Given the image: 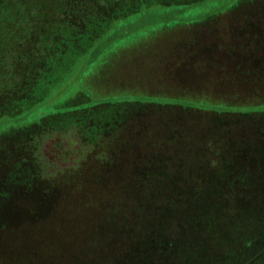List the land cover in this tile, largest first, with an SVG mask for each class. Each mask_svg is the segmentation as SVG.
<instances>
[{"label": "rangeland", "instance_id": "obj_1", "mask_svg": "<svg viewBox=\"0 0 264 264\" xmlns=\"http://www.w3.org/2000/svg\"><path fill=\"white\" fill-rule=\"evenodd\" d=\"M138 1L145 4L140 6L137 0H111V14L106 12V17L99 15L96 21L75 23L82 28L85 24L88 27L81 28L83 34L74 39V46L78 49L60 59L62 65L67 63V59H73L74 65H68L56 76L54 74L57 80H48L47 91H34L36 100L30 103L26 112L19 111L17 116H9V102L12 101H0V264H46L48 256L56 253L53 249L57 250L60 244H63L66 255L62 264H104L107 260L105 251L118 255L120 248H124L123 242H126L125 251L128 250L132 239L124 238L123 230L126 226L141 223L137 211L128 213V209H134L133 201H123L122 207L127 209L123 219L118 210L104 213L109 202H97L93 206V200L89 202L87 195L89 191L94 192V183L91 186L89 183L97 177L94 170L99 158L108 160L105 146L89 139L87 133L91 129L92 132H100L97 125L101 124L105 129L98 136H109V116L101 115L99 111L112 112L120 103L136 108L147 107L154 110L151 120L160 118L157 126L160 138L150 139L157 144L155 149L146 152L142 147L131 151V158L136 161L133 168H138L136 172L127 169L128 177L125 179L128 185L145 183L149 186L159 182L160 164L157 163L154 170L146 168L144 163L148 160L144 159L145 155L150 152L149 158L152 159L156 152L158 157L172 159L175 152L181 151L182 157L190 162L193 146L198 153H208L216 161L213 147L216 143L213 140H221L226 153L222 165L224 170L215 180L224 179L241 185L257 180L264 182L262 170L256 179L237 175L236 161L228 156L235 151L234 142L238 146L245 141L248 145L253 144L242 147L239 154L244 153V156L254 152L256 147H264V134L261 133L264 126L260 121L264 116L260 115L264 113V106H248L260 119L257 116L251 120L245 117L236 119V114H233L219 121L222 115L215 113L225 109L220 105L228 100L239 104L238 101L245 103L255 98L256 102L259 97L264 98V82L259 85L251 75L257 63L255 57L261 55L260 48L264 47V24L260 22L264 21V0ZM119 12L127 14L117 19L111 17L119 16ZM87 42L89 45L83 49ZM253 44L260 48L253 47ZM241 86H248L249 91L242 92ZM255 87H258L256 91L253 90ZM41 94L44 96L40 97ZM193 108L210 110L214 115L197 112L195 117ZM248 108L239 109L247 112ZM183 110L184 113L180 114ZM79 115L81 120L90 118L88 124L67 128L71 119ZM181 115H184L181 121H176ZM203 115H209L211 123L209 119H201ZM143 120L140 116L131 122ZM93 123L96 130L91 127ZM87 127L91 128L88 130ZM173 129L181 134V138H176L175 143L166 147L164 137L167 131L172 134ZM206 129L221 132L212 140L204 136ZM119 132L114 128V137H120ZM186 137L192 145L189 148L184 144V141L189 144ZM118 141L121 143L120 139ZM122 145L129 150L136 142H122ZM118 159L128 164L130 157ZM34 162L38 166L49 165L39 169L43 177L35 178ZM165 165L162 167V173L167 171L164 179L175 184V173L171 172H175V165L172 162ZM213 166L211 164L207 171L204 170L203 177ZM27 171L23 181L26 180L27 184L32 182L35 186L31 189L23 184V189L28 190L24 192L17 182L18 177ZM117 171L120 175L123 169L117 167ZM190 171L200 173L199 170ZM183 172L184 175H180L183 180L191 179L187 170ZM209 178L213 179L212 176ZM80 187H84L81 189L87 197L78 199ZM238 191L241 195L237 200V192L231 198V191L225 190L226 195L217 199L207 196L209 199L206 201H221L225 205L224 211L229 212V208L236 209L235 205H240V202L244 204V201L252 200L251 193L245 194L244 187ZM117 200L115 197L114 206L118 205L115 203ZM84 201L87 202L86 208ZM179 222L175 219L176 227ZM145 223L146 220L143 225ZM177 232L175 230V235ZM46 242L50 247L42 244ZM87 249L92 253L86 254ZM93 254L96 258H91Z\"/></svg>", "mask_w": 264, "mask_h": 264}, {"label": "trees", "instance_id": "obj_2", "mask_svg": "<svg viewBox=\"0 0 264 264\" xmlns=\"http://www.w3.org/2000/svg\"><path fill=\"white\" fill-rule=\"evenodd\" d=\"M109 1L111 0H0V101H12V103L9 102L11 104L9 116H17L19 111L26 112L25 109L29 108L30 103H34L36 100L33 95L34 91L38 89L47 91L49 88L47 84L57 80L56 77L54 78V74L56 76L65 70L68 65L69 67L74 65L73 59H67V63L63 65L60 59L62 60L67 54L78 49L73 42L83 31H81L82 27L75 23L81 20L96 21L99 19V15L103 16L106 12L111 14L109 12L111 2ZM137 2L140 6L145 4L144 2L140 3L138 0ZM126 14V12H119V16L112 15L111 17L117 19ZM260 22L264 24V21ZM87 27V24L83 25L84 29ZM88 45L87 42L83 49ZM253 47H259V45L253 44ZM260 49L261 55L255 57L257 63L254 64L255 70L251 74L253 80L258 81L259 85L264 82V47ZM43 72L48 75H43ZM250 84L252 85V83ZM258 87L253 90L256 91ZM242 88V92L249 91L248 86ZM43 96L41 94L40 97ZM254 100L255 98H252L245 103L238 101L239 104L229 100L221 102L220 106L225 107V109H220V112L215 113L222 115L219 121L224 120V116L233 114H236V119L245 117L247 120L257 116L258 119L261 118L260 121L263 122L262 125L264 126V116L259 118V115H255L256 113L248 108V106L263 107L264 98L259 97L256 102ZM122 104L120 103L114 107L112 112L111 110L99 111L101 115L109 116L107 120L110 123L107 127L109 128L108 132L112 135L109 134L105 138H100L98 135H101L105 129V127L102 128L101 124L97 125L100 132L89 130L91 127L96 126L94 123L91 127H87L89 130L87 137L102 143L105 146L103 147L106 150L105 154L108 155V160L101 161L99 158V164L96 165L94 171L97 177L89 183L90 186L94 183V192L89 191L87 193L89 202L93 200V206L97 202L99 204L109 202L104 208V213H113L114 210H118L119 214L123 215V219H125L127 209L122 207L123 201L132 200L134 209H128V213L137 211L138 218L141 220V223L133 227L128 226L127 228L126 226L125 229L123 228V231H125V234L123 233L124 238L132 239L128 244V250L125 251L126 242L122 243L124 248H120V254L118 255L106 250L104 257L106 256L105 259L107 260L104 264H264V262H260L261 260L264 261V182L257 180L253 183L241 185L224 179L215 180L224 170L222 165L226 153L223 150V142L221 140L215 141L212 137L219 136L221 131L213 132L211 129H206L203 133L204 136L210 137L216 143L213 146L215 147V151H213L216 161H214L215 159L212 160L208 153L203 151L198 153L197 149L190 144L189 138L186 137L189 144L184 141L185 147L192 146L191 148H193L190 162L182 157L181 151L175 152V156L172 157L174 162L167 157H158L159 153L157 152L154 159L149 158L152 152L147 153L144 159L148 160L144 161L143 159L144 163L147 164L146 168L155 170L157 163L160 164L158 168L160 183H150L149 186L145 183H139L137 186L128 185L125 179L128 177L127 169H130V172H136L138 168H133L136 161L131 158V151L133 152L134 149H141L142 147L147 150L146 152L155 149L157 144L150 139L160 138L157 130L160 118L151 120L154 110L147 107L139 106V108H136L130 104ZM241 107L248 108V111H242L239 109ZM184 111L180 114H183ZM193 111L195 115H198L197 112L213 114V112L206 109L202 111L194 109ZM85 112H81L82 115ZM116 113H119V115ZM175 115L177 114L175 113ZM260 115H264V113ZM140 116L145 119L143 122H131ZM81 117L80 115L73 117L67 128L73 125L88 124L87 121H90V118L88 117L89 120L85 121L83 118L81 120ZM183 117L184 115L179 116L176 121H181ZM200 118L209 119V123H211L209 115H203ZM53 122L55 123V121ZM114 128L120 130L118 133L120 137H114ZM52 129L51 127L50 130L53 131ZM93 130H96V127ZM173 130L172 134L166 130L167 135L164 137L166 147L175 143L176 138H181V134L177 130ZM261 133L264 134V131ZM117 138L121 140V143ZM210 139L209 145L212 146ZM132 141H135L136 145L129 150L125 145H122V142L130 144ZM234 144L235 151L229 153L228 156L229 159L236 161V169H239L237 175L242 174L241 176H251L256 179L257 174L264 171V147H256L254 152L244 156V153L239 154L242 147H251L253 144L248 145L249 143L246 141L239 146L236 142ZM117 152H119L118 155ZM126 156L130 157L128 164L119 162L118 158L125 159ZM206 156L208 157L205 158ZM240 160L242 162H239ZM198 161L204 163L201 164ZM170 162L175 165V172L171 171L172 174L175 173V180H177L175 184H171L168 179H164L163 176L166 174V170L162 173V167L166 166L165 163L169 164ZM211 164H214V166L209 174L205 172L203 177L204 170L207 171V167ZM34 166L35 178L42 176L40 170L43 167H49L46 164L45 166L42 165L43 167L38 166L36 162H34ZM117 167L123 169L120 175ZM191 169L199 170L200 173L191 172ZM183 170H187V176L191 179L183 180L180 177L185 173ZM27 173L28 171L23 176H19L17 182V185L22 188L21 191L24 192L28 191L23 189V184H27L26 180L23 181V177ZM210 176L214 180L210 179ZM205 177L208 178L205 179ZM35 180L37 181V179ZM27 186L32 189L35 185H32L31 182ZM243 187L247 191L245 194L251 193L252 200L244 201V204L240 202V205H235L236 209L229 208V212L224 211L225 205L221 204V201H206L209 199L207 196L217 199L219 196L226 195L225 190L231 191V198L238 193L239 196L237 195L235 198L237 200L241 195L238 190ZM81 188L84 187L78 189L81 190L78 199L86 196V192H82ZM95 197L97 199H93ZM115 197L118 198L115 201L118 205L114 206ZM83 205L85 208L88 207L86 201ZM231 211L234 213L231 214ZM175 219L180 221L177 227L175 226ZM144 220H146V223L143 225ZM64 223L65 221L62 226H64ZM174 229L178 231L177 235H175ZM69 233L70 231L67 237ZM117 243L118 240L114 244L117 245ZM42 244L50 247L49 242ZM60 245L57 250L53 249L56 253L48 256L46 264H62L66 261L63 244ZM249 250L250 252L247 255L246 253ZM89 253L92 252L87 249L86 254L89 255ZM91 258H96V254H93ZM93 263L97 264L96 262Z\"/></svg>", "mask_w": 264, "mask_h": 264}]
</instances>
